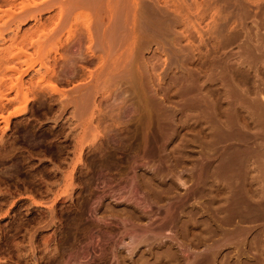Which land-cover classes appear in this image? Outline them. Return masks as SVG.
<instances>
[{"label":"rangeland","instance_id":"374dc122","mask_svg":"<svg viewBox=\"0 0 264 264\" xmlns=\"http://www.w3.org/2000/svg\"><path fill=\"white\" fill-rule=\"evenodd\" d=\"M1 47L0 264H264V0H0Z\"/></svg>","mask_w":264,"mask_h":264},{"label":"bare ground","instance_id":"6f19581e","mask_svg":"<svg viewBox=\"0 0 264 264\" xmlns=\"http://www.w3.org/2000/svg\"><path fill=\"white\" fill-rule=\"evenodd\" d=\"M146 8H147V7H146ZM146 8H145V9H146ZM142 10H143V8H142ZM149 11H150V10H149ZM151 11H152V10H151ZM151 11H150V12H151ZM144 12L147 13L148 11L144 10ZM144 12H142V13L144 14L143 17H145V13H144ZM162 12H163V11H162ZM140 13H141V12H140ZM148 13H149V12H148ZM148 13H147V14H148ZM151 15H152V14H151ZM162 15H163V14H162ZM166 15H167V14H166ZM18 16H19V15H18ZM168 16H169V15H168ZM147 17H149V16H147ZM147 17H146V18H147ZM20 18H21V17H20ZM146 18H145V19H146ZM150 18H151V17H150ZM157 18H158V17H157ZM157 18H156V19H157ZM159 19H160V18H159ZM24 20H25V19H23V21H24ZM146 20H147V19H146ZM149 20H150V19H148L147 21H149ZM168 20H169V19H168ZM156 21H157V20H156ZM159 22H160V21H159ZM89 23H90V22H89ZM89 23H88V24H89ZM91 23H92V22H91ZM149 23H150V22H149ZM160 23H161V22H160ZM162 23H163V22H162ZM152 24H153V23H152ZM157 24H159L158 21H157ZM91 25H92V24H91ZM144 25H145V23H144ZM147 25H148V24H147ZM155 26H156V25H155ZM165 26H166V25H165ZM17 27H18V26H17ZM151 27H152V26H151ZM91 28H92V26H90V27L88 26L87 28H85V30L87 29V32L89 33L90 42H91V44H92V45H90V46L87 47V52H89V56L93 58V57L96 55V52H94V50H93V47L95 46V40H94L95 37H94L93 32H92L93 28H92V30H91ZM147 28H149V27H147ZM158 28H159V27H158ZM149 30H150V28H149ZM4 47H5V46H4ZM4 47H3V48H4ZM1 48H2V47H1ZM3 48L0 49V50L4 51V50L7 49V47H6V49H3ZM2 51H0V52L2 53ZM4 52H5V51H4ZM2 54H4V53H2ZM2 54H0V55H2ZM0 57H1V56H0ZM3 57H4V56H3ZM99 59H100V58H99ZM1 60H2V59H1ZM90 60H91V59H90ZM5 64H6V63H5ZM132 75H133V74H132ZM134 79H135V78H134ZM89 80H90V79H89ZM22 81H23V80H22ZM86 81H87V80H86ZM90 81H91V80H90ZM18 82H19V81H18ZM85 83H86V82H85ZM21 84H23V83H19V84H17V85H20V86H17L16 84H14L12 88L17 87V88L19 89V87H22V86H23V85H21ZM87 84H88V83H87ZM84 85H86V84H84ZM80 86H81V84H80ZM81 87H82V86H81ZM39 88H40V87H39ZM41 88H42V87H41ZM76 88L79 89V87H76ZM18 89H17V90H18ZM37 89H38V88H37ZM37 89H36V90H37ZM74 89H75V88H74ZM75 90H76V89H75ZM38 91H40V90H38ZM20 92H21V91H20ZM73 92H74V91H73ZM19 94H20V93H19ZM8 100H9V99H8ZM4 136H5V135H4ZM157 140H158V139H157ZM97 148H98V147L96 146L95 149H97ZM93 149H94V147H93ZM98 149H99V148H98ZM92 151H93V150H92ZM50 241H51V240H50ZM52 241H53V240H52ZM60 241H61V240H60ZM44 243H45V242H44ZM47 244H49V243H47ZM139 244H140V243H139ZM43 246H44V245H43ZM156 246H157V245H156ZM134 247H135V246H134ZM55 248H57V247H55ZM47 250H48V249H47ZM159 252H160V251H159ZM166 252H167V251H166ZM155 253H157V252H155ZM161 253H162V252H161ZM174 253H175V252H174ZM174 253H173V254H174ZM141 254H142V253H141ZM164 255H165V254H164ZM128 256H129V255H128ZM131 256H132V254H131ZM143 256H144V255H143ZM143 256H142V257H143ZM48 257H49V256H48ZM121 257H122V260L125 262V260L127 259V258H126V255H123V256L121 255ZM121 257H120V258H121ZM142 257H141V258H142ZM168 257H169V256H168ZM44 258H45V257H44ZM129 259H130V258H129ZM142 259H143V258H142ZM142 259H141V260H142ZM161 259H162V258H160V259H159L160 261H159V260H157V258H156V260H157L158 262H161ZM173 259H175V258H173ZM173 259H172V260H173ZM165 260H167V259H165ZM170 260H171V259H170ZM168 261H169V260H168ZM168 261H167V262H168ZM177 261H178V260H177ZM46 262H47V261H46ZM142 262H143V261H142ZM133 263H134V262H133ZM164 263L166 264V262H163V260H162V262H161L160 264H164ZM140 264H141V263H140ZM142 264H144V263H142ZM158 264H159V263H158ZM168 264H169V262H168ZM179 264H181V263H179Z\"/></svg>","mask_w":264,"mask_h":264}]
</instances>
